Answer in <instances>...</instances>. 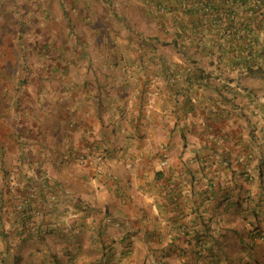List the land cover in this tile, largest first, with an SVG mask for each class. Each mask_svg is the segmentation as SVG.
Segmentation results:
<instances>
[{"label": "crops", "instance_id": "obj_1", "mask_svg": "<svg viewBox=\"0 0 264 264\" xmlns=\"http://www.w3.org/2000/svg\"><path fill=\"white\" fill-rule=\"evenodd\" d=\"M113 2L102 14L87 1L92 39L4 79L3 264H210L201 254L262 208L264 78L192 62L155 39L144 0Z\"/></svg>", "mask_w": 264, "mask_h": 264}, {"label": "trees", "instance_id": "obj_2", "mask_svg": "<svg viewBox=\"0 0 264 264\" xmlns=\"http://www.w3.org/2000/svg\"><path fill=\"white\" fill-rule=\"evenodd\" d=\"M144 1L148 5L147 12L154 18L161 19L157 29L163 33L155 34V39L160 43L164 41V44H171L183 50L191 49L192 53L186 51L182 54L191 55L192 62H200L207 57L210 63L227 61L232 64L233 70H237L240 78H264V0ZM92 2L102 14H109L114 7V2L111 0H92ZM93 6H87L91 13H93ZM104 22L102 21L101 24L103 25ZM113 23L119 27L128 24L127 21L120 19L112 22V27ZM106 24L110 26L111 22L107 21ZM195 55L200 58L193 59ZM200 77L204 78V75L201 74ZM105 158L104 152L98 155L97 169L99 172L103 168ZM261 185L264 190L263 174ZM241 200L237 201V204L241 203ZM259 200L264 201V198H259ZM26 202L24 204L28 206ZM246 202H249V198ZM47 231L42 227L39 235L45 238ZM79 231L78 228L75 229L76 233ZM263 240L264 203L259 212L256 208L249 211L244 218V223L237 226L234 235L227 237L225 244H216L212 254L211 252L207 255L202 253L201 258L206 257L210 264H221L222 257L228 255L230 251L238 252L241 247L243 250L247 245L250 250L252 245ZM197 261L189 259V261L173 262L166 259L163 264H198ZM3 263L4 261L0 260V264ZM9 264L25 263L20 256L15 255ZM88 264H107V261L96 260Z\"/></svg>", "mask_w": 264, "mask_h": 264}, {"label": "rangeland", "instance_id": "obj_3", "mask_svg": "<svg viewBox=\"0 0 264 264\" xmlns=\"http://www.w3.org/2000/svg\"><path fill=\"white\" fill-rule=\"evenodd\" d=\"M87 1L92 0H0V93L16 87L11 77L9 85L4 81L14 69L28 78L36 61L50 63L67 44L83 45L87 31L95 29ZM252 246L230 251L221 264H264V240Z\"/></svg>", "mask_w": 264, "mask_h": 264}]
</instances>
